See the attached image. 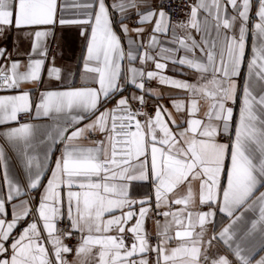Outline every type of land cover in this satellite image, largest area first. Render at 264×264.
I'll list each match as a JSON object with an SVG mask.
<instances>
[{"label":"snow or ice","instance_id":"obj_1","mask_svg":"<svg viewBox=\"0 0 264 264\" xmlns=\"http://www.w3.org/2000/svg\"><path fill=\"white\" fill-rule=\"evenodd\" d=\"M183 7L0 0V264H264V0Z\"/></svg>","mask_w":264,"mask_h":264},{"label":"crops","instance_id":"obj_2","mask_svg":"<svg viewBox=\"0 0 264 264\" xmlns=\"http://www.w3.org/2000/svg\"><path fill=\"white\" fill-rule=\"evenodd\" d=\"M129 28L131 29L134 25V21H130ZM129 36L132 39H136V34L134 32H130ZM123 39V38H122ZM140 39H143L145 43H147V37L143 36ZM165 39V38H162ZM81 40L78 35V29L72 28V29H60L58 28L56 30V35L54 37H48L47 38V44L49 47V57H54V66L64 68L66 66L74 67V58L78 57L81 53ZM30 45H31V38H21L20 43L14 48L11 39L7 41L6 43L0 42V46H4L8 49L9 52L12 53L13 59H19L21 62H25L27 59V54L30 52ZM61 52L63 55H61ZM139 66V65H137ZM150 70L153 68L151 64L147 66ZM172 65L169 64V68L165 70L166 75H173L172 72ZM187 71V70H185ZM176 78L183 79L185 77H181L179 75H176ZM47 85V81H45ZM52 83L54 84L55 81L53 80ZM152 85L150 88L157 89L160 92H163L165 96L168 95L169 92L174 91L173 89L160 86L156 81H151ZM24 87L32 88L34 85L27 84L24 85ZM129 89L132 92H136V89L132 85H128ZM2 94V93H0ZM128 93L126 92L125 95ZM161 103L170 106V101L168 99H164L161 101ZM109 107H112L110 104ZM13 164L16 163L15 160L12 161ZM21 179H23V176L21 174ZM134 189L138 193L147 192L149 189L147 187L136 189V186L134 185ZM227 222V217L223 213H218V215L215 218V225L217 228H219L221 225H224ZM148 227L151 229L152 224L149 222Z\"/></svg>","mask_w":264,"mask_h":264},{"label":"built area","instance_id":"obj_3","mask_svg":"<svg viewBox=\"0 0 264 264\" xmlns=\"http://www.w3.org/2000/svg\"><path fill=\"white\" fill-rule=\"evenodd\" d=\"M179 4L181 5V7H177L176 6V0H173V7L176 8V12L177 13H183L184 11H186V8L183 7V5H186L187 3L190 2V0H178ZM174 19H180V16H174ZM152 85L151 82L146 84V88H150ZM72 243H75V240L72 241Z\"/></svg>","mask_w":264,"mask_h":264}]
</instances>
